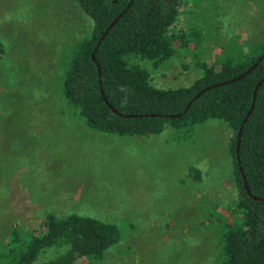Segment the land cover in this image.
Listing matches in <instances>:
<instances>
[{
	"label": "rangeland",
	"instance_id": "1",
	"mask_svg": "<svg viewBox=\"0 0 264 264\" xmlns=\"http://www.w3.org/2000/svg\"><path fill=\"white\" fill-rule=\"evenodd\" d=\"M189 4L188 22L204 30L199 50H179L156 68L138 62L157 88L189 86L202 74L197 62L217 67L264 47V0ZM91 30L75 0H0V94L11 104L0 111L15 117L2 126L0 242L11 227L38 229L45 214H75L118 228L103 264L215 263L218 219L231 222L226 208L236 197L232 131L208 120L188 131L118 136L72 117L61 85L74 45Z\"/></svg>",
	"mask_w": 264,
	"mask_h": 264
},
{
	"label": "trees",
	"instance_id": "2",
	"mask_svg": "<svg viewBox=\"0 0 264 264\" xmlns=\"http://www.w3.org/2000/svg\"><path fill=\"white\" fill-rule=\"evenodd\" d=\"M190 1L194 0H75L90 18L92 30L74 45L66 66L61 85L64 110L83 120L91 130L118 136H150L166 127L188 131L208 120L225 122L232 131L229 146L236 197L226 208L231 222L224 217L218 219L221 232L216 262L204 264H264V81L243 123L255 86L264 78V47L239 53L240 60L229 56L217 67L197 62L202 74L189 86L173 89L155 87L148 71L138 64L148 61L156 68L179 50L188 55L199 50L204 30L188 22L193 14ZM130 2L92 60L100 37ZM5 57L0 41V62ZM255 63L256 68L249 74L233 81ZM4 99V93L0 94V107L7 108L11 104L4 103ZM172 115L180 116L170 118ZM11 118L15 119L13 110L0 111V147L6 144L3 122ZM242 175L250 196L244 190ZM119 242V230L112 223L75 214L59 218L48 213L34 231L11 227L6 242H0V264H76L79 259L86 264H103L108 250ZM127 250L122 253L125 255Z\"/></svg>",
	"mask_w": 264,
	"mask_h": 264
},
{
	"label": "water",
	"instance_id": "3",
	"mask_svg": "<svg viewBox=\"0 0 264 264\" xmlns=\"http://www.w3.org/2000/svg\"><path fill=\"white\" fill-rule=\"evenodd\" d=\"M132 1V0H131ZM130 5H131V2L128 4V6H127V8L122 12V13H120L112 22H111V24L108 26V28L104 31V33L102 34V36L100 37V39H99V41L97 42V46H96V48H95V50L93 51V53H92V60H94V53H95V51H96V49H97V47L99 46V44H100V42L103 40V38L106 36V34H107V32L115 25V23L118 21V19L121 17V15L130 7ZM261 60V58H259L258 59V61H260ZM258 63V62H257ZM257 63H255V64H253L244 74H241L240 76H238L236 79H234L233 81H235V80H240V79H242L243 77H244V75H247V74H249L253 69H255L256 68V66H257ZM264 81V78L261 80V81H259L258 83H257V85L255 86V89H254V91H253V98H252V104H251V106H250V109H249V111H248V113L246 114V116H245V118H244V120H243V123L246 121V119H247V117L249 116V114L252 112V110H253V107H254V101H255V97H256V91H257V89H258V87L261 85V83ZM218 85H221V84H217V85H215V86H218ZM211 87H209V88H205V89H203L202 91H200L194 98H193V100L192 101H194L195 99H197L202 93H204L206 90H208V89H210ZM101 94H102V97L104 98V94H103V92H101ZM189 105L190 104H188L187 105V107H186V110L188 109V107H189ZM110 109H111V111L112 112H114V113H116L111 107H110ZM185 110V111H186ZM184 111V112H185ZM118 115H120V114H118ZM120 116H122V115H120ZM153 116V115H152ZM180 115H172V116H170V118H174V117H179ZM124 117H136V116H126V115H124ZM240 135H241V127L239 128V131H238V134H237V145H236V159H237V162H238V156H237V153H238V146H239V138H240ZM239 171L241 172V169H240V167H239ZM242 179L244 180V176L242 175ZM243 186H244V190H245V192L250 196V194H249V189H248V187H247V185H246V183H245V180H244V182H243ZM254 200H261L260 198H255V197H252Z\"/></svg>",
	"mask_w": 264,
	"mask_h": 264
}]
</instances>
